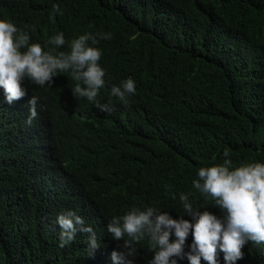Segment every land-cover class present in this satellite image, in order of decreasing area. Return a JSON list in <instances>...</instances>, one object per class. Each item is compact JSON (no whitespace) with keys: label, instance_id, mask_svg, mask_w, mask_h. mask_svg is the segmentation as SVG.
<instances>
[{"label":"trees","instance_id":"trees-1","mask_svg":"<svg viewBox=\"0 0 264 264\" xmlns=\"http://www.w3.org/2000/svg\"><path fill=\"white\" fill-rule=\"evenodd\" d=\"M0 18L44 40L110 33L88 42L102 52L107 88L128 78L136 86L129 106L115 97L120 112L111 118L73 116L80 133L71 145L120 188L118 204L94 211L93 255L77 237L60 248L57 223L66 209L82 215L91 195L76 193L34 153L12 118L19 107L0 112V264H113L107 221L152 207L194 224L181 193L194 210L220 217L215 201L193 187L198 170L222 164L226 148L233 169L264 163V0H0ZM136 248L132 264H150L154 251ZM242 252L235 264H264V244L248 241ZM217 260L226 264L219 250Z\"/></svg>","mask_w":264,"mask_h":264},{"label":"clouds","instance_id":"clouds-1","mask_svg":"<svg viewBox=\"0 0 264 264\" xmlns=\"http://www.w3.org/2000/svg\"><path fill=\"white\" fill-rule=\"evenodd\" d=\"M52 12L63 14L59 5H53ZM50 19L54 22V16ZM98 38L110 40L111 34L88 33L65 41L60 33L44 40L0 18V112L5 115L9 108L19 107L12 118L20 135L22 129L29 134L37 147L34 153L50 162L76 193L91 195L82 215L66 209L57 217L59 247L81 238L89 246V255L99 248L91 225L94 211L118 204L120 188L110 173L98 170L89 152H83L86 158L71 145L80 133V127L72 125L73 116L111 118L120 112L113 106L121 105L115 97L127 107L136 92L132 78L107 88L105 71L98 63L102 52L88 44L98 43ZM43 142L45 148H41ZM223 156L222 164L201 167L193 181L196 190L215 201L223 213L220 217L194 210L189 194L183 193L179 200L194 224L152 207L126 210L103 225L116 245L113 264H132L130 257L142 245L154 251L150 264H176V258L188 264H200L201 259L218 264V250L226 264H235L243 258L248 241L264 244V163L233 169L230 150L226 148ZM190 232L193 238L185 247Z\"/></svg>","mask_w":264,"mask_h":264}]
</instances>
